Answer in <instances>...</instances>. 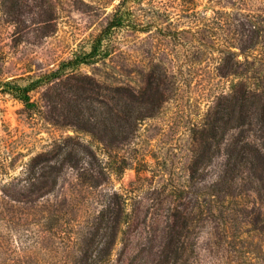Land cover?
<instances>
[{
    "label": "rangeland",
    "instance_id": "374dc122",
    "mask_svg": "<svg viewBox=\"0 0 264 264\" xmlns=\"http://www.w3.org/2000/svg\"><path fill=\"white\" fill-rule=\"evenodd\" d=\"M120 1L0 0V264H264L253 183L206 189L229 150L264 147V0H130L104 57L68 67L66 88L67 75L47 79L90 50ZM84 77L102 85L100 115L73 105L68 85ZM148 77L156 113L107 147L99 138L119 131L106 103ZM225 108L240 125L206 164L209 118Z\"/></svg>",
    "mask_w": 264,
    "mask_h": 264
},
{
    "label": "trees",
    "instance_id": "16d2710c",
    "mask_svg": "<svg viewBox=\"0 0 264 264\" xmlns=\"http://www.w3.org/2000/svg\"><path fill=\"white\" fill-rule=\"evenodd\" d=\"M128 1L130 0H121L119 2L112 20L108 23L105 30L95 39L90 50L81 51L74 58L62 62L61 66L56 71L47 76V79L53 77L60 78L63 75H67L69 76L67 77V80L64 82L62 81L66 88L69 78L76 77L69 75V72H67L68 67H76L82 63H93L104 57V41L114 32V30L124 24L126 19L124 9ZM84 80L81 78V82H78L77 85H68V88L74 89L78 96L76 102L72 104L77 107L78 113H84V109H86L89 116L100 115V111L95 103L103 102L96 96L97 94H100V88L102 85L91 77H84ZM41 81H43L42 78L32 80L23 86V89H33L36 85L40 84ZM7 83L10 84L11 82ZM147 83V87L141 91H137L138 93L118 91L117 96H112L113 102L106 103L109 110L107 118L110 124V129H112L113 132L119 131L117 134L111 135L110 137L99 138V140L107 145V147L113 149L114 146L119 147L121 144L132 141L140 120L156 113L160 99L159 97H156V89L158 86L155 85L158 81H154L152 77H148ZM16 87L21 89L19 85ZM242 97H244V95ZM231 113L232 112L227 108H225V110L215 109L211 119L209 118L208 125L210 127L207 131L208 134L205 136L206 138L203 140L206 153L202 156V161L206 164L212 162L215 153L219 150L218 147L221 138H223L226 131L230 127H235L237 124L240 125L239 121H237L238 123L236 122L237 124H227V122L231 120L229 118ZM225 115H228V117H225ZM240 119L245 120L243 118V113L241 114ZM84 123L85 125H89L87 122ZM91 126L94 127L93 124H90V127ZM77 144L79 146L78 154L79 156L82 155L80 157L87 158V160L95 157V154L89 145L84 144L83 142H78ZM246 145L251 154H244L245 147L237 153L229 150L220 177L210 182L206 186V189L211 191V193L217 194L228 189L233 185L237 177L240 176L241 179L246 178L253 183L255 190L264 201V147L256 141H247ZM89 161L90 163L93 162L91 160ZM245 165L250 166V172L244 176L243 167ZM118 222L119 219L116 220V224Z\"/></svg>",
    "mask_w": 264,
    "mask_h": 264
}]
</instances>
